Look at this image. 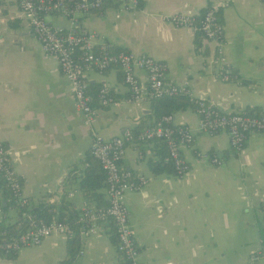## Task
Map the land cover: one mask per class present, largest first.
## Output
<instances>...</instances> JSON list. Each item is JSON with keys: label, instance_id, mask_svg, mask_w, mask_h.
<instances>
[{"label": "crops", "instance_id": "crops-1", "mask_svg": "<svg viewBox=\"0 0 264 264\" xmlns=\"http://www.w3.org/2000/svg\"><path fill=\"white\" fill-rule=\"evenodd\" d=\"M210 4L219 6L230 81L216 76L214 41L162 18L199 14ZM46 19L54 27L93 32L115 49L164 62L165 80L187 86L192 98L213 99L228 112H264V0H143L134 10L109 0L99 11L76 13L75 20L60 12ZM137 75L146 78L143 71ZM85 76L88 84L106 86L119 100L117 106L98 109L92 127L100 135L109 138L153 122L149 102L136 105L128 100L118 67L105 72L92 68ZM173 123L196 133L193 145L182 150L190 163L183 176L152 171L150 163L160 158L159 141L130 144L121 160L125 170L148 178L142 189L125 195L140 260L264 264L259 232L264 227V131L250 133L242 150L235 152L226 132L214 136L198 132L193 108L173 113ZM91 140V129L75 108L57 60L44 52L15 0H0V141L22 181L28 208L42 202L58 217L69 210L77 212L87 202L79 181ZM196 151L216 153L223 163L202 161ZM75 166L77 176L71 179L68 172ZM2 197L0 186V207ZM9 209L1 210L0 219L14 223L21 218L18 208L15 215ZM110 223L103 222L97 235L77 236L69 264H125ZM69 246L67 238L53 234L12 258L0 252V264H22L26 258L32 260L29 264H60L69 256ZM256 252H261L260 258L251 262Z\"/></svg>", "mask_w": 264, "mask_h": 264}, {"label": "built area", "instance_id": "built-area-1", "mask_svg": "<svg viewBox=\"0 0 264 264\" xmlns=\"http://www.w3.org/2000/svg\"><path fill=\"white\" fill-rule=\"evenodd\" d=\"M109 0H15L25 17L32 34L40 41L44 52L53 56L60 71L67 78L69 91L75 108L83 114L84 123L91 129L89 151L100 164L105 174V206H96L86 202L77 211L73 220L66 217H52L48 220L33 214L26 215V227L16 236H9L0 241V252L14 254L24 247L38 246L53 234L71 239L74 236L97 235L101 224L110 221L114 227L116 250L125 264H143L139 258V248L134 229L129 221V212L125 195L129 191H138L147 183L144 175L125 170L121 160L127 146L153 139L166 142L168 159L176 176L181 177L190 169V163L182 150L191 147L196 133L189 126L173 123V115H163L155 123L138 132L125 128L121 134L105 138L93 129V121L100 107L117 106L116 100L106 86H101L96 93V104L88 93L86 72L92 68L104 72L112 66L118 67L122 79L128 88V100L136 105L148 103L176 91L190 95L187 86H179L165 80L166 65L154 57L131 50H114L112 45L98 38L97 34L78 28L61 29L48 23L46 16L60 12L70 20H75L76 13L99 11ZM124 9L134 10L140 0H112ZM163 20L176 28H190L201 37L215 42L213 63L216 76L222 81L232 80L227 57L224 52V26L219 6L208 5L202 13H173L162 16ZM137 71H143L146 78L141 80ZM192 98V97H191ZM194 112L198 118L197 130L208 136L224 131L229 138L230 147L240 152L250 133L264 131V112L247 114L241 111H223L213 99L192 98ZM196 156L205 162L219 166L223 163L216 153L196 151ZM0 178L5 182L9 197L16 207L28 205L29 200L22 194V181L8 162L7 149L0 141ZM73 193H69L72 196ZM18 208V207H17ZM0 209V217H2ZM261 252L251 256V262L258 261Z\"/></svg>", "mask_w": 264, "mask_h": 264}, {"label": "trees", "instance_id": "trees-1", "mask_svg": "<svg viewBox=\"0 0 264 264\" xmlns=\"http://www.w3.org/2000/svg\"><path fill=\"white\" fill-rule=\"evenodd\" d=\"M143 4V0L139 1V7L140 8ZM112 48L115 49L113 46ZM111 68V67H110ZM105 72V71H104ZM101 87V86H100ZM95 86L94 84H88V93L91 95L92 103L94 104L96 102V93L98 89L100 88ZM150 104V116H153L154 120L153 122L149 123L148 125H151L155 123L157 120L160 119L163 115L172 114L183 110L186 108H193L195 107V102L189 96L188 94L176 91L172 95H167L158 99H154L149 101ZM251 114V113H249ZM146 125V126H148ZM145 126V127H146ZM144 128V127H143ZM141 128V129H143ZM141 129H132L133 132H138ZM149 141H159V148H160V158L157 161H153L150 163V167L153 172H161V171H172L173 168L172 165L168 159V149L166 142L162 139H153ZM147 142V141H144ZM143 143V142H141ZM140 144V143H139ZM83 164L84 167L82 169V178L79 181V187L84 195L86 197L87 202L93 203L96 206H105L108 203V200L105 196V192H103V189L106 187V181H105V174L103 170L100 167V164L93 158L90 151L87 152L83 158ZM77 166L69 170L68 175H70L71 179L76 178L77 174ZM0 186L2 191V200L1 202V210L5 211L9 208H15L16 206L11 202H7V198L9 197V190L5 184V182L0 178ZM18 207V216L21 218H18L17 221L14 223H6L4 219H0V241L4 238H7L9 236H16L21 232L27 224L26 221V215L27 214H33L38 218H42L45 220H48L53 217V213L48 210L46 206H44V203H39L38 205L33 206L32 208H28V205L24 207ZM16 207V208H17ZM77 212H74L73 210H69L68 214L64 215L63 213H59L57 218H64L66 217L68 220H73L76 216ZM111 224V223H110ZM112 231H114L113 224ZM260 237H261V249L262 253L264 254V227L259 228ZM77 236H74L69 240V248H68V257H66L64 260L61 261L60 264H69L71 262V259L74 256V251L71 248L75 245V239ZM9 258L14 257V254L5 255Z\"/></svg>", "mask_w": 264, "mask_h": 264}, {"label": "rangeland", "instance_id": "rangeland-1", "mask_svg": "<svg viewBox=\"0 0 264 264\" xmlns=\"http://www.w3.org/2000/svg\"><path fill=\"white\" fill-rule=\"evenodd\" d=\"M9 214H11V215H15L16 214V211H15L14 207L9 209ZM29 261H32V260L27 259V258L23 259L22 264H29L28 263Z\"/></svg>", "mask_w": 264, "mask_h": 264}]
</instances>
